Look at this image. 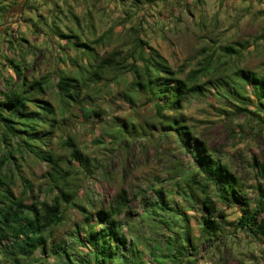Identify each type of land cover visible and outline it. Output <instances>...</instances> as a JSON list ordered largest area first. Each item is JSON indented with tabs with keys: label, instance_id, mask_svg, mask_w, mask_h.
Here are the masks:
<instances>
[{
	"label": "rangeland",
	"instance_id": "obj_1",
	"mask_svg": "<svg viewBox=\"0 0 264 264\" xmlns=\"http://www.w3.org/2000/svg\"><path fill=\"white\" fill-rule=\"evenodd\" d=\"M60 33L77 35L91 50L81 54ZM136 39L144 42L146 55L151 46L173 68L183 66L187 71L210 60L212 70L202 80L220 76L227 80L223 86L214 80L215 88L191 95L176 117L181 116L180 123L190 127L209 156L230 171L236 197L223 199L211 187L224 216H213L217 230L206 235L202 213L183 181L196 168L195 150L182 145L173 131L161 130L152 102L132 87V75L117 72L93 96L101 116L68 117L62 127L66 137L101 165L93 175L81 169L75 174L81 202L91 210L106 207L124 190L130 219L122 228L131 230L134 240L136 235L143 264H264V241L236 224L240 208L252 211L263 199L264 124H258L250 111L238 109L241 105L257 112L252 86L233 75L244 68L264 76V0H0V89L10 88V79H17L14 62L21 65L25 78L50 74L55 81L59 71L70 69L68 57L80 55L77 61L83 65L93 56L115 51L122 55ZM226 46L234 52L226 51ZM218 90H234L246 99L230 95L226 99ZM129 95L133 103L127 101ZM120 119L134 124L133 131L123 135L125 144L111 135ZM55 144L59 146L61 139ZM20 167L33 194L51 195L42 175L44 164L26 157ZM15 177L16 191L21 192V179ZM155 190L163 191L176 213H150L158 198ZM76 215L70 207L56 239L72 228ZM124 218L121 214L120 220ZM46 262L53 264V259Z\"/></svg>",
	"mask_w": 264,
	"mask_h": 264
},
{
	"label": "trees",
	"instance_id": "obj_2",
	"mask_svg": "<svg viewBox=\"0 0 264 264\" xmlns=\"http://www.w3.org/2000/svg\"><path fill=\"white\" fill-rule=\"evenodd\" d=\"M59 36L78 46L83 55L84 51L91 50L88 43L77 40V35L60 33ZM72 37L76 40H71ZM142 44V40L136 39L127 53L119 55L115 51L93 56L92 62L83 65L77 61L80 55L68 57L70 69L59 71L55 81L50 74L25 78L20 64L11 65L17 79H10V88L0 89V264H47L48 258L53 259V264H143L136 235L134 240L133 232L122 228L130 219L129 199L124 190L108 206L87 209L73 179L78 170L90 176L101 165L62 132L68 117L81 116L87 120L101 116L93 96L102 92L105 82L117 72L132 75V87L152 102L159 128L173 131L182 145L195 150L196 168L184 178V187L202 213V230L208 236L216 232L213 216L216 214L222 219L224 214L217 209L211 187L219 190V197L234 199L235 180L226 166L209 156L206 146L192 135L190 127L180 123L182 117L176 116L191 95L203 94L217 84L223 86L227 80L223 76L202 80L212 70L210 60L184 71L183 66L173 68L151 46H147L150 55H146ZM225 50L234 52L231 46H226ZM233 75L243 84L252 86L257 112L241 105H237L238 109L250 111L258 124H264V76L244 68H238ZM218 93L226 99L230 96L246 99L234 90L227 93L218 90ZM46 95L48 99L44 98ZM127 101L133 103L132 96L129 95ZM168 111L175 114L167 116ZM114 128L111 135L125 144L123 135L132 132L134 124L120 119ZM58 138L61 144L56 146ZM26 157L45 165L42 175L51 195L33 194V187L20 167V160ZM15 174L21 179V192L16 191ZM25 187L29 194H25ZM155 192L158 198L150 213L160 216L159 210L175 212L167 205L163 191ZM262 196L252 211L239 209L236 223L238 227L249 228L259 241H264V214H261L264 192ZM70 207L77 212L78 220L63 237L56 239L57 229L66 220ZM121 214L125 217L123 221ZM183 242L190 243L187 237Z\"/></svg>",
	"mask_w": 264,
	"mask_h": 264
}]
</instances>
